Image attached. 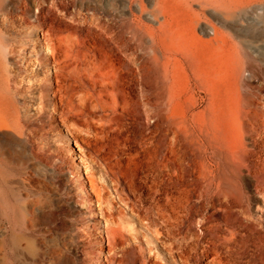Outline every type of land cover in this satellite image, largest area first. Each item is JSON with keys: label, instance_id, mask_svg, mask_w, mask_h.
Masks as SVG:
<instances>
[{"label": "bare ground", "instance_id": "bare-ground-1", "mask_svg": "<svg viewBox=\"0 0 264 264\" xmlns=\"http://www.w3.org/2000/svg\"><path fill=\"white\" fill-rule=\"evenodd\" d=\"M69 1L62 0L66 5H85L84 0ZM43 3L35 17L25 0H0V12L18 9L24 23L38 21L50 50L48 54L32 50L36 58L33 62L37 71H48L54 65V73L45 78L44 86L52 91L57 114L65 121L71 119L94 129L96 137L105 126H98L97 117L108 120L107 128H114L116 118L138 112L129 90V86L136 85L142 97L138 103L146 106L148 119L157 118L146 124L140 138H121L111 149V156L102 159L120 200L129 207L121 205L117 210L105 211L108 219L116 220V214L120 218L117 226L106 227L110 250L118 239L126 242L128 236L122 224L132 213L131 217L154 227L159 241L168 242L176 263L264 264V205L254 204L251 193L238 180L218 179L219 166L208 160L209 147L213 156L227 151L228 158H237L238 151L228 140V133L220 136L217 133L222 132L216 128L205 133L201 114L190 115L188 106H179V116L175 115L176 102L179 105L181 100H188L186 89L196 107L203 101L202 93H213L218 78L229 77L237 83L246 64H254L248 51L244 53L246 59L240 56L234 34L246 32L244 27L257 28V19H264V0H87L85 8L92 11L88 12L91 15L80 11L72 25L83 32L80 39L61 36L59 44L55 38L65 29L41 15L53 14L56 2ZM78 15L84 16L83 23H76ZM36 28L29 31L30 36L37 33ZM146 37L149 46H145ZM245 46V50H255L251 44ZM156 50L162 52L161 57ZM14 51L0 29V111L12 110L9 59ZM17 64L19 70L30 68L29 62L24 66L19 60ZM182 71L187 85L181 91L177 75ZM111 96L122 103L107 105L105 99ZM40 99L46 106L45 94ZM205 134L209 136L207 141ZM137 142L139 147L135 148L133 143ZM89 180L97 199L106 200L108 193L99 191L94 178ZM89 196L87 193L85 198L91 205ZM199 213L203 214L202 229L192 231L193 219ZM54 216L45 214L50 219ZM29 224L34 222L29 219ZM19 239L17 235L12 238L13 246ZM114 259L115 254L107 258L111 264H115ZM134 259L152 264L144 254H136Z\"/></svg>", "mask_w": 264, "mask_h": 264}, {"label": "rangeland", "instance_id": "rangeland-1", "mask_svg": "<svg viewBox=\"0 0 264 264\" xmlns=\"http://www.w3.org/2000/svg\"><path fill=\"white\" fill-rule=\"evenodd\" d=\"M25 1L29 2L35 17L46 3L42 2L47 0ZM49 1L56 2L57 9L53 14L42 13V17L65 29L54 42L59 44L60 37L68 35L71 40L78 41L83 32L72 28L73 20L80 11L91 15L92 11L85 8L87 0L83 2L84 7L78 2L66 5L62 0ZM194 7L201 11L199 5ZM78 16L76 23H83L84 16ZM145 21L150 23L147 19ZM37 22L24 23L18 9L0 12V29L8 37L9 49L15 50L9 59L12 110L0 111V239L3 238V242H0V264H111L107 258L113 254L115 264H141L139 259H134L136 254L146 255L152 264H182L176 263L170 254L168 242H165L166 246L157 239L154 227L131 217L132 213L122 224L128 236L126 242L121 243L118 239L113 251L110 250V235L106 227L117 226L120 218L116 214V220L108 219L105 211L126 206L115 190V183L106 174L102 159L111 156V149L121 138H140V134H145L146 124L154 123L157 118L152 116L148 119L146 106L138 103L142 99L140 90L136 85H131L129 90L139 106L138 112L124 119L116 118L114 128H107L108 120L97 117L98 126L105 125L103 132L98 134L100 138L98 135L95 137L94 129H87L71 119L63 120L55 111L52 91L44 86L45 78L54 73V65L51 64L48 71H37V65L33 62L36 58L32 50H42L45 54L50 50ZM256 22L257 28L244 27L243 31L246 32L239 34L244 35L234 34L241 49L240 56L246 59L244 53L249 52L254 63L246 64L239 82L235 83L229 77L218 78L213 93H202L203 101L196 107L192 106L190 91L186 89L184 96L188 100H181L179 105L176 102L175 115L178 117L180 108L188 106L190 115L201 114L205 133H212L215 131L213 128L222 132L217 133L220 136L228 133V140L232 142L235 152L238 151L237 158H228L227 151L213 156V149L209 147L208 160L219 166L218 179L238 180L251 193L254 204L262 206L264 19H257ZM34 26L38 31L32 37L29 31ZM36 41L41 42V46H37ZM149 41L146 37L145 46L151 44ZM244 43L251 44L255 50H245L247 46ZM157 53L162 56L160 50ZM17 56L18 59H15ZM19 60L24 66L29 62L30 68L19 70ZM126 75L127 78L131 77L130 74ZM177 77L182 91L187 85V76L182 71ZM42 93L45 94L46 106L40 99ZM105 103L114 107L120 105L122 100L111 96L105 99ZM118 127L121 129L117 130ZM204 137L206 141L209 138L206 134ZM139 143H133V146L137 148ZM89 178L96 180L99 191L108 193L106 200L97 199L91 191ZM87 193L93 201L91 205L86 201ZM47 212L54 213V218L45 217ZM202 216V213L195 215L192 231L202 229ZM29 219L34 222L32 226ZM27 228L35 229L29 231ZM16 235L20 241L15 247L11 240ZM29 240L33 241L29 243Z\"/></svg>", "mask_w": 264, "mask_h": 264}]
</instances>
